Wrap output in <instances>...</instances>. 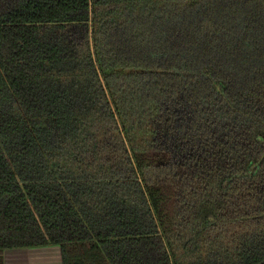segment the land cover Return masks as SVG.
<instances>
[{
    "label": "trees",
    "instance_id": "16d2710c",
    "mask_svg": "<svg viewBox=\"0 0 264 264\" xmlns=\"http://www.w3.org/2000/svg\"><path fill=\"white\" fill-rule=\"evenodd\" d=\"M264 264V0H0V264Z\"/></svg>",
    "mask_w": 264,
    "mask_h": 264
},
{
    "label": "crops",
    "instance_id": "0c3cea01",
    "mask_svg": "<svg viewBox=\"0 0 264 264\" xmlns=\"http://www.w3.org/2000/svg\"><path fill=\"white\" fill-rule=\"evenodd\" d=\"M1 260L2 264H63L59 246L6 249Z\"/></svg>",
    "mask_w": 264,
    "mask_h": 264
}]
</instances>
